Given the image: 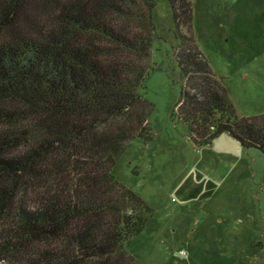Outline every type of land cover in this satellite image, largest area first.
<instances>
[{
	"label": "trees",
	"instance_id": "obj_1",
	"mask_svg": "<svg viewBox=\"0 0 264 264\" xmlns=\"http://www.w3.org/2000/svg\"><path fill=\"white\" fill-rule=\"evenodd\" d=\"M159 0H0V262L141 264L128 251L151 209L113 170L151 139L140 93ZM183 84L174 117L198 146L226 133L264 154V113L238 115L169 0Z\"/></svg>",
	"mask_w": 264,
	"mask_h": 264
},
{
	"label": "rangeland",
	"instance_id": "obj_2",
	"mask_svg": "<svg viewBox=\"0 0 264 264\" xmlns=\"http://www.w3.org/2000/svg\"><path fill=\"white\" fill-rule=\"evenodd\" d=\"M191 1L193 36L238 115L263 114L264 0ZM153 22L140 89L151 139L127 144L113 170L151 209L127 251L141 264H264V154L226 133L194 143L174 117L183 80L169 0L157 2Z\"/></svg>",
	"mask_w": 264,
	"mask_h": 264
}]
</instances>
